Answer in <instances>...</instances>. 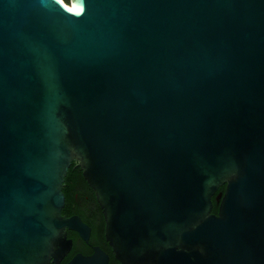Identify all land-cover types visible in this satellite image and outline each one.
I'll return each mask as SVG.
<instances>
[{
	"label": "water",
	"instance_id": "water-1",
	"mask_svg": "<svg viewBox=\"0 0 264 264\" xmlns=\"http://www.w3.org/2000/svg\"><path fill=\"white\" fill-rule=\"evenodd\" d=\"M70 4L0 0V264L89 242L73 162L118 264H264V0Z\"/></svg>",
	"mask_w": 264,
	"mask_h": 264
},
{
	"label": "flooded vegetation",
	"instance_id": "flooded-vegetation-1",
	"mask_svg": "<svg viewBox=\"0 0 264 264\" xmlns=\"http://www.w3.org/2000/svg\"><path fill=\"white\" fill-rule=\"evenodd\" d=\"M222 186H223V188L220 189V187H221L220 186L219 189L217 190V192L213 195V202L217 203V205H218V202L216 199L217 193L219 191L225 190V185H222ZM73 187H74V197H75L76 207L80 208L81 212H83L85 214V216L88 217L93 222L94 229L99 231L101 234H104V239H105V218H104L102 209H101V207H100V205L96 199V196H95L93 189L89 186V184L85 180L83 174L82 175L78 174V177L75 180ZM73 214L80 215L77 212L72 213V215ZM92 232H93V227L91 226V235H92ZM105 241L106 242L104 243V245L107 244V248H104L102 246L101 247L109 253L110 264H118L120 261L115 257L114 252L112 251V248L110 247V245L108 244L106 239H105ZM87 243L89 246V251H87V252L75 251L72 253V251H73V246H72V249L68 252V254L62 260H60L59 264H66L72 258V256L75 255L77 252H82L84 254H91L93 252V245H99V244L95 243L94 241H91L90 239H89V242H87ZM50 264H55V263L50 262Z\"/></svg>",
	"mask_w": 264,
	"mask_h": 264
},
{
	"label": "trees",
	"instance_id": "trees-1",
	"mask_svg": "<svg viewBox=\"0 0 264 264\" xmlns=\"http://www.w3.org/2000/svg\"><path fill=\"white\" fill-rule=\"evenodd\" d=\"M63 1L68 5L70 4V0H63ZM78 174L82 175L81 169L78 165H76L75 162H73L65 177L66 185L64 186L63 191L66 196V205L64 206L62 212L68 216L72 215V213L74 212L79 213L84 218V221H86L89 225L93 227V232L90 237V240L94 241L95 243L99 244L100 246L104 248H107V244L104 245V243L106 242L104 239V234H101L99 231L94 229L93 222L88 217H86L83 212H81L80 208L76 207L73 185H74L75 180L78 177ZM222 188L223 186L220 187V189ZM212 211L213 212L218 211L217 203H214V207ZM68 237H71L73 239L74 245H73L72 253L75 251H83V252L89 251L88 243L84 241L83 239H81L80 236L75 231L68 230Z\"/></svg>",
	"mask_w": 264,
	"mask_h": 264
},
{
	"label": "snow or ice",
	"instance_id": "snow-or-ice-1",
	"mask_svg": "<svg viewBox=\"0 0 264 264\" xmlns=\"http://www.w3.org/2000/svg\"><path fill=\"white\" fill-rule=\"evenodd\" d=\"M69 11L76 13V14H79L82 11V9L79 7H72L69 9Z\"/></svg>",
	"mask_w": 264,
	"mask_h": 264
},
{
	"label": "clouds",
	"instance_id": "clouds-1",
	"mask_svg": "<svg viewBox=\"0 0 264 264\" xmlns=\"http://www.w3.org/2000/svg\"><path fill=\"white\" fill-rule=\"evenodd\" d=\"M58 2H62V0H58ZM79 8H81L82 9V11L79 13V14H77V15H80V14H82L83 13V11H84V8H83V6H81V7H79ZM76 14V13H75Z\"/></svg>",
	"mask_w": 264,
	"mask_h": 264
},
{
	"label": "bare ground",
	"instance_id": "bare-ground-1",
	"mask_svg": "<svg viewBox=\"0 0 264 264\" xmlns=\"http://www.w3.org/2000/svg\"><path fill=\"white\" fill-rule=\"evenodd\" d=\"M63 1V0H62ZM69 8H72V7H75L74 5H71V4H66Z\"/></svg>",
	"mask_w": 264,
	"mask_h": 264
}]
</instances>
